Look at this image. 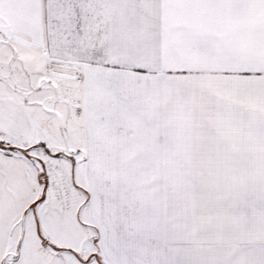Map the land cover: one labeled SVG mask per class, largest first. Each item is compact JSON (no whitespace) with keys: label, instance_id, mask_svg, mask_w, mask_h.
I'll return each mask as SVG.
<instances>
[{"label":"snow or ice","instance_id":"snow-or-ice-1","mask_svg":"<svg viewBox=\"0 0 264 264\" xmlns=\"http://www.w3.org/2000/svg\"><path fill=\"white\" fill-rule=\"evenodd\" d=\"M0 264H264V0H0Z\"/></svg>","mask_w":264,"mask_h":264}]
</instances>
